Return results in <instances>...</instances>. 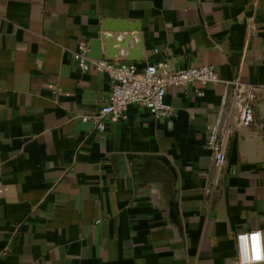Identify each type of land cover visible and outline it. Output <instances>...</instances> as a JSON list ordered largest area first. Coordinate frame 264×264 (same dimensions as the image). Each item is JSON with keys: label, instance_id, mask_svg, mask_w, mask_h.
I'll list each match as a JSON object with an SVG mask.
<instances>
[{"label": "crops", "instance_id": "obj_1", "mask_svg": "<svg viewBox=\"0 0 264 264\" xmlns=\"http://www.w3.org/2000/svg\"><path fill=\"white\" fill-rule=\"evenodd\" d=\"M105 29L132 37L116 63L264 84V0H0V264H231L238 233L264 239V93L214 185L227 86L169 87L173 118L131 105L99 132L112 84L73 52Z\"/></svg>", "mask_w": 264, "mask_h": 264}, {"label": "built area", "instance_id": "obj_2", "mask_svg": "<svg viewBox=\"0 0 264 264\" xmlns=\"http://www.w3.org/2000/svg\"><path fill=\"white\" fill-rule=\"evenodd\" d=\"M73 58L80 71L106 74L111 81L112 91L106 105L92 118L99 132H105L107 122H120L128 119V109L138 105L149 111L158 119H171L175 116V108L166 102L169 87L187 88L192 84L203 87L211 84H225L227 90L222 95L216 121L208 126L207 147L212 154L214 185H217L227 161V149L232 135V116H236L241 127H252L256 124L255 104L264 84L259 87L244 84L239 80L224 81L215 68L210 65L196 68L180 69L163 76L153 64L139 69L135 62L116 63L107 59L89 57L87 44L81 43ZM231 103L232 109H229ZM260 136L264 141V122L260 125ZM260 233L258 243L264 251V239L261 231L240 232L236 235L237 254L231 264H243L251 254L252 236ZM253 264H264L254 261Z\"/></svg>", "mask_w": 264, "mask_h": 264}, {"label": "water", "instance_id": "obj_3", "mask_svg": "<svg viewBox=\"0 0 264 264\" xmlns=\"http://www.w3.org/2000/svg\"><path fill=\"white\" fill-rule=\"evenodd\" d=\"M129 33L128 31L122 30V29H105L102 31V33L97 37V40L93 42V46H90L92 52L89 53V57L93 59H103V57H106L105 59L110 61H118L115 59V57L110 54L112 47L114 46V43L121 41L120 45L122 47V44L126 40L130 42V39L132 37L127 36ZM128 61H138L137 59H130Z\"/></svg>", "mask_w": 264, "mask_h": 264}, {"label": "clouds", "instance_id": "obj_4", "mask_svg": "<svg viewBox=\"0 0 264 264\" xmlns=\"http://www.w3.org/2000/svg\"><path fill=\"white\" fill-rule=\"evenodd\" d=\"M260 233H254L252 239L254 241L251 254L243 262V264H253L254 261L264 260V251H262L260 244L258 243V238Z\"/></svg>", "mask_w": 264, "mask_h": 264}]
</instances>
